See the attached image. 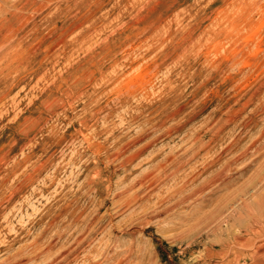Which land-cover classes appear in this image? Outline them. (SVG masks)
Here are the masks:
<instances>
[{
	"label": "rangeland",
	"instance_id": "374dc122",
	"mask_svg": "<svg viewBox=\"0 0 264 264\" xmlns=\"http://www.w3.org/2000/svg\"><path fill=\"white\" fill-rule=\"evenodd\" d=\"M260 195L264 0H0V264H264Z\"/></svg>",
	"mask_w": 264,
	"mask_h": 264
},
{
	"label": "bare ground",
	"instance_id": "6f19581e",
	"mask_svg": "<svg viewBox=\"0 0 264 264\" xmlns=\"http://www.w3.org/2000/svg\"><path fill=\"white\" fill-rule=\"evenodd\" d=\"M208 129V128H207ZM197 137V136H196ZM238 137V136H237ZM236 137V138H237ZM198 138H200V137H198ZM202 138V137H201ZM196 139V138H195ZM194 139V140H195ZM202 139H200V141H201ZM209 140H211V139H209ZM198 142H199V140H198ZM197 142V143H198ZM190 143V142H189ZM208 142H206V144H207ZM211 143V142H210ZM200 144H202L201 142H200ZM205 144V145H206ZM204 145V146H205ZM249 145V144H248ZM194 146V145H193ZM196 146V145H195ZM201 146V145H200ZM203 146V147H204ZM251 146H253V145H251ZM197 147V146H196ZM246 147V146H245ZM248 148H249V146H248ZM198 149V148H197ZM227 149V148H226ZM181 150V149H180ZM179 150V151H180ZM194 150V149H193ZM196 150V149H195ZM230 151V150H229ZM196 153H198V151L196 152ZM237 154H239V153H237ZM241 154H242V152H241ZM189 155V154H188ZM198 155V154H197ZM226 155V154H225ZM171 157V156H170ZM173 157H175V156H173ZM181 158V157H180ZM241 158V157H240ZM135 159H137V158H135ZM171 160V159H170ZM216 160V159H215ZM163 161V160H162ZM174 161H178V162H180L181 160L179 159V158H176ZM173 161V162H174ZM203 161V160H202ZM109 162V161H108ZM127 162V161H126ZM160 162V161H159ZM132 163V162H131ZM165 163V162H164ZM187 163H188V161H187ZM214 163V162H213ZM126 164V163H125ZM238 164V163H237ZM164 165V164H163ZM175 166H176V164H175ZM166 167V166H165ZM155 168H157L156 167V165H155ZM154 168V169H155ZM160 168V167H159ZM162 168V167H161ZM173 168V167H172ZM181 168V167H180ZM163 169H165V168H163ZM232 169V168H231ZM159 170V169H158ZM175 170H177V167H176V169H174V171ZM193 170V169H192ZM228 170H230V169H228ZM227 170V171H228ZM152 171V170H151ZM160 171V170H159ZM174 171H172V172H174ZM157 172V171H156ZM220 172H222V171H220ZM224 172V171H223ZM152 173V172H151ZM154 173V172H153ZM164 173H165V171H164ZM170 173V172H169ZM161 174V173H160ZM146 175V174H145ZM191 175V174H190ZM142 175H140L139 177H141ZM150 176V175H149ZM149 176H147V177H149ZM138 177V178H139ZM145 178H146V176H145ZM152 178H153V176H152ZM148 179V178H147ZM218 179H220V173H218L217 175H215V177L211 180L210 179V181L211 182H216V181H218ZM226 179V178H225ZM138 181H139V179H137ZM145 180V179H144ZM144 180H141V181H137L138 183H136V184H132L133 185V187L134 186H139V189H135V188H133L134 190H137L136 192L135 191H132V193L133 192H135L134 193V197H133V200H131V202L132 201H138V195L140 194L139 192H140V190H141V188H142V186H143V184H144V182L142 183V181H144ZM149 180H152V179H150L149 178ZM148 181V180H147ZM183 181V180H182ZM222 181V180H221ZM117 182V181H116ZM150 182V181H149ZM149 182L147 183V186L149 185ZM152 183V182H151ZM219 183H220V181H219ZM181 184H182V182H181ZM210 184V183H209ZM131 184H130V186H132ZM144 185H146V184H144ZM207 185V184H206ZM146 186V187H147ZM125 187V186H124ZM261 187V186H260ZM126 188H129V186L128 187H126ZM130 189V188H129ZM128 189V190H129ZM126 190V189H125ZM124 190V191H125ZM127 190V191H128ZM149 190V189H148ZM195 191V190H194ZM120 192V191H119ZM177 192V191H176ZM175 192V193H176ZM203 192V191H202ZM206 192V191H205ZM142 193V192H141ZM167 193V192H166ZM122 194V193H121ZM131 194V193H130ZM144 194H145V191H144ZM168 194V193H167ZM194 194H196V192L194 193ZM193 194V195H194ZM199 194V193H198ZM117 195V194H116ZM115 195V196H116ZM153 195V194H152ZM166 195V194H165ZM114 196V195H113ZM119 196V195H118ZM132 196V195H131ZM141 196V195H140ZM139 196V197H140ZM164 198V196L162 197V199ZM161 199V200H162ZM142 200V199H141ZM197 200V199H196ZM121 201V200H120ZM156 201H158V200H156ZM175 201H177V200H175ZM182 201V200H181ZM184 201H185V199H184ZM126 202V201H125ZM155 202V201H154ZM160 202V201H159ZM164 202V201H163ZM174 202V201H173ZM178 202V201H177ZM187 202V201H186ZM161 203V202H160ZM120 204V203H119ZM139 204V203H138ZM115 205V204H114ZM120 206V205H119ZM125 207V206H124ZM144 208V207H143ZM150 208V207H149ZM124 209V208H123ZM135 209V208H134ZM147 209V208H146ZM236 209V208H235ZM235 209H233L232 208V211L233 212H236L237 211V217H236V215H235V217H233L232 219H233V222H234V224H238V225H240L239 227L241 228L240 229V231L241 230H243V232L245 233V234H250L251 232H255V228H256V226H257V224H256V226H255V223H257L258 222V219L257 218H264V195H260V196H258L257 197V199H255L254 200V202H253V200L252 201H248V202H243L242 203V205L239 207V208H237V209H239V210H235ZM120 210V209H119ZM131 210V209H130ZM169 210V209H168ZM235 210V211H234ZM140 211V210H139ZM145 210H143L142 211V213L144 212ZM233 212H232V214H233ZM140 213V212H139ZM232 214H230V217H232V216H234V215H232ZM132 215V214H131ZM135 215V214H134ZM89 216V215H88ZM130 216V215H129ZM137 216H138V214H137ZM204 216V215H203ZM126 217V216H125ZM134 217V216H133ZM224 217V216H223ZM229 216H227V218H228ZM127 218V217H126ZM227 218H222L218 223V226H221V224H225V222H227ZM135 219V218H134ZM199 219V218H198ZM220 219V218H219ZM202 220V219H201ZM250 220H251V222H250ZM217 221V220H216ZM262 221V220H261ZM74 222V221H73ZM93 222V221H92ZM97 222V221H96ZM263 223V222H262ZM261 224V223H260ZM74 225V224H73ZM112 225V224H111ZM253 225L255 226V228L253 227ZM63 227H64V224H63ZM62 227V228H63ZM258 227V226H257ZM69 228H71V227H69ZM86 228V227H85ZM264 228V227H263ZM83 229V228H82ZM81 229V230H82ZM87 229V228H86ZM93 229V228H92ZM259 229V228H258ZM63 231H64V229H62ZM67 230V229H66ZM69 230V229H68ZM261 230V229H260ZM72 231V230H71ZM75 231V230H74ZM86 231V230H85ZM259 231V230H258ZM89 232V231H88ZM234 231H232V233H233ZM61 233V232H60ZM59 233V234H60ZM75 233V232H74ZM87 233V232H86ZM257 233V232H256ZM254 234V233H253ZM83 236V235H82ZM69 237V236H68ZM81 239V238H80ZM87 239V238H86ZM64 241V243H63V247H62V249L60 250V252H59V257H58V262H54V260H51V262L49 263V264H69L71 261H73V260H75L76 259V257H78L77 256V253H78V251H79V249L81 248V246H82V241L81 240H79L78 238H77V240L74 242V244H73V246H70V247H68L67 246V241L66 240H63ZM66 241V242H65ZM91 242V241H90ZM52 244V243H51ZM60 245V244H59ZM85 246H86V244H85ZM50 248V247H49ZM51 249V248H50ZM257 249H259V247H257ZM46 249H44V251H45ZM58 251V250H57ZM45 252H47V251H45ZM44 252V253H45ZM43 253V254H44ZM79 254V253H78ZM50 255H52V254H50ZM52 256H54V253H53V255ZM249 257L251 258V259H253V254H250L249 255ZM57 257L55 256V259H56ZM248 258V257H247ZM249 258V259H250ZM83 260H85V261H87V263L86 264H94V262L93 263H91V261L92 260H90V256H89V254H85L84 255V259ZM18 262H19V260H18ZM43 262V261H42ZM9 263V262H8ZM3 264V263H2ZM5 264V263H4ZM45 264V263H44Z\"/></svg>",
	"mask_w": 264,
	"mask_h": 264
}]
</instances>
